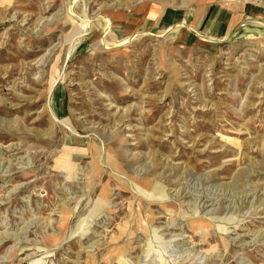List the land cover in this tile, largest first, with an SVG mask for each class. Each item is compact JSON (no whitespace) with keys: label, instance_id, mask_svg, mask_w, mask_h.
I'll use <instances>...</instances> for the list:
<instances>
[{"label":"rangeland","instance_id":"obj_1","mask_svg":"<svg viewBox=\"0 0 264 264\" xmlns=\"http://www.w3.org/2000/svg\"><path fill=\"white\" fill-rule=\"evenodd\" d=\"M209 5L263 11L191 43L114 29ZM261 22L264 0H0V264H264Z\"/></svg>","mask_w":264,"mask_h":264},{"label":"crops","instance_id":"obj_2","mask_svg":"<svg viewBox=\"0 0 264 264\" xmlns=\"http://www.w3.org/2000/svg\"><path fill=\"white\" fill-rule=\"evenodd\" d=\"M189 11L186 9L165 8L159 13L152 10L128 12L121 17H117L114 29L119 34L131 33L134 29L150 32H168V30H173L169 33L174 39L191 43L198 38L195 32L208 33L212 36L220 37L235 29L234 27L240 21V17L247 13H261L263 9L246 7L233 12L231 9H220L209 5L206 9L197 7L190 8Z\"/></svg>","mask_w":264,"mask_h":264},{"label":"bare ground","instance_id":"obj_3","mask_svg":"<svg viewBox=\"0 0 264 264\" xmlns=\"http://www.w3.org/2000/svg\"><path fill=\"white\" fill-rule=\"evenodd\" d=\"M106 23H107V24H106V28H107V27L110 25L107 19H106ZM261 23H262V22H261ZM262 24H264V23H262ZM253 26H254L253 28H254L256 31H258V30L261 28V26H260L259 24H254ZM107 29H108V28H107ZM251 29H252V28H251ZM126 41H127V40H126Z\"/></svg>","mask_w":264,"mask_h":264}]
</instances>
